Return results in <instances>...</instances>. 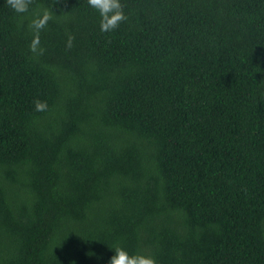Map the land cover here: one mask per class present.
Wrapping results in <instances>:
<instances>
[{
  "label": "trees",
  "instance_id": "16d2710c",
  "mask_svg": "<svg viewBox=\"0 0 264 264\" xmlns=\"http://www.w3.org/2000/svg\"><path fill=\"white\" fill-rule=\"evenodd\" d=\"M17 2L0 0V264H264V0H120L110 31L88 0Z\"/></svg>",
  "mask_w": 264,
  "mask_h": 264
},
{
  "label": "clouds",
  "instance_id": "9594fccd",
  "mask_svg": "<svg viewBox=\"0 0 264 264\" xmlns=\"http://www.w3.org/2000/svg\"><path fill=\"white\" fill-rule=\"evenodd\" d=\"M10 2L17 11H24L26 9V4L23 2L18 3L17 0H10ZM88 4L100 14L101 31H110L114 29L121 20L127 18L120 0H88ZM50 18L51 14L47 10H44L42 14H38L33 20V27L37 31V35L32 41L33 51H35L36 45L39 44V30L45 26ZM46 107V102L37 100L35 103V109L37 111H42ZM106 264H156V260L142 253L130 254L126 249L117 247L114 254L106 261Z\"/></svg>",
  "mask_w": 264,
  "mask_h": 264
}]
</instances>
